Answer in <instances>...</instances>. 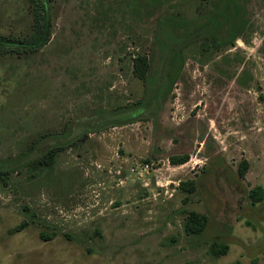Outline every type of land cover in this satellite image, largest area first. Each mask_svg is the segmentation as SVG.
Masks as SVG:
<instances>
[{
	"label": "rangeland",
	"instance_id": "rangeland-1",
	"mask_svg": "<svg viewBox=\"0 0 264 264\" xmlns=\"http://www.w3.org/2000/svg\"><path fill=\"white\" fill-rule=\"evenodd\" d=\"M210 1L51 0L42 48L0 49V160L81 133L0 178V264H264V0H239L234 44L182 50L156 120L78 127L143 97L133 60L150 55L158 20ZM32 22L28 0H0V35L24 38ZM191 211L207 217L200 234L185 231Z\"/></svg>",
	"mask_w": 264,
	"mask_h": 264
},
{
	"label": "trees",
	"instance_id": "trees-1",
	"mask_svg": "<svg viewBox=\"0 0 264 264\" xmlns=\"http://www.w3.org/2000/svg\"><path fill=\"white\" fill-rule=\"evenodd\" d=\"M28 1L33 20L28 34L24 38L0 35V49L18 52L37 51L49 41L52 26L51 0ZM245 27V6L239 0H211L209 7L192 17H184L179 12L163 14L157 23L150 55H138L133 60V73L144 85L143 97L134 103L117 106L112 111L100 110L93 117L79 119L78 127L84 129L82 132L86 135L94 126L99 129L122 125L135 118L156 120L162 109L163 100L172 92L173 85L180 77L183 68L182 50L198 42L205 48L219 49L230 46L242 35ZM157 52L159 54H156ZM157 57L159 61L155 64ZM107 117H111L112 120L103 123L102 119ZM86 119L92 120L93 124L84 125L83 121ZM80 134L52 135L50 138L54 137L57 140L50 142L42 150L37 151L36 143L15 161L0 160V178L4 179L15 167L48 164L56 151L71 144ZM189 157V153L186 152L172 153L167 159L171 164L179 165L188 161ZM179 188L186 194L183 200L187 201L188 195L196 190L195 180L181 181ZM206 223L205 215L191 211L185 220L184 228L188 234H200ZM16 230L18 229H14ZM226 250L227 246H223L217 252L224 254Z\"/></svg>",
	"mask_w": 264,
	"mask_h": 264
}]
</instances>
